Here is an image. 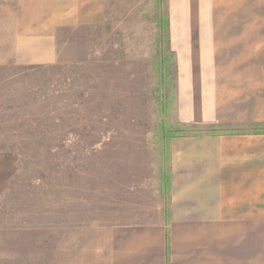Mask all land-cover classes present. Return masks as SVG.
<instances>
[{
    "label": "crops",
    "instance_id": "obj_1",
    "mask_svg": "<svg viewBox=\"0 0 264 264\" xmlns=\"http://www.w3.org/2000/svg\"><path fill=\"white\" fill-rule=\"evenodd\" d=\"M161 1L175 84L184 87L178 115L217 130L172 137L165 173L153 169L125 202L106 205L102 222H64L51 244L26 230L0 264H264V0ZM142 3L5 0L0 75L55 63L59 31L96 26L106 6ZM119 63L114 71L137 77L134 62ZM2 80L0 97L23 95L15 79Z\"/></svg>",
    "mask_w": 264,
    "mask_h": 264
},
{
    "label": "rangeland",
    "instance_id": "obj_2",
    "mask_svg": "<svg viewBox=\"0 0 264 264\" xmlns=\"http://www.w3.org/2000/svg\"><path fill=\"white\" fill-rule=\"evenodd\" d=\"M161 2L106 6L96 26L58 32L55 63L0 75L23 94L0 97V260L26 230L51 244L64 222H102L106 205L125 202L153 169L165 173L172 137L217 130L178 115L184 87ZM121 60L138 66L137 77L114 71Z\"/></svg>",
    "mask_w": 264,
    "mask_h": 264
}]
</instances>
